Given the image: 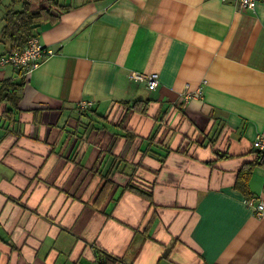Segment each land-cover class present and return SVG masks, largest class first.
<instances>
[{
	"label": "crops",
	"instance_id": "1",
	"mask_svg": "<svg viewBox=\"0 0 264 264\" xmlns=\"http://www.w3.org/2000/svg\"><path fill=\"white\" fill-rule=\"evenodd\" d=\"M54 1L53 53L0 67V264H264V3Z\"/></svg>",
	"mask_w": 264,
	"mask_h": 264
},
{
	"label": "trees",
	"instance_id": "2",
	"mask_svg": "<svg viewBox=\"0 0 264 264\" xmlns=\"http://www.w3.org/2000/svg\"><path fill=\"white\" fill-rule=\"evenodd\" d=\"M42 3V0H34ZM32 0H11L12 5L20 4L18 9L7 8L0 19V42L7 45L5 54H12L20 50L24 44L33 36H38L40 24L42 22L52 23L58 18V14L52 9L58 6L54 0H47L46 6H40L37 9H30ZM61 11V9H60ZM58 11V12H60ZM22 81L5 80L0 83V103L5 105L12 104V108L16 107L18 95ZM141 102V101H140ZM130 107H138V101L132 103ZM12 108H5L2 114L9 112ZM142 109V108H141ZM144 110V109H142ZM262 161H264V153L253 150ZM252 196L248 195L246 198ZM98 259L102 262V258L106 257L110 260L118 261L119 259L106 253L103 249L97 248Z\"/></svg>",
	"mask_w": 264,
	"mask_h": 264
},
{
	"label": "built area",
	"instance_id": "3",
	"mask_svg": "<svg viewBox=\"0 0 264 264\" xmlns=\"http://www.w3.org/2000/svg\"><path fill=\"white\" fill-rule=\"evenodd\" d=\"M240 9L253 10L256 2L264 0H233ZM53 51L46 48L39 40L38 36H33L27 40L24 46L12 54L0 56V67L7 65L13 66L17 72L26 75L31 70L36 68L43 59L51 55ZM134 80L142 81L146 84L147 89L154 90L158 85V74L148 73L139 74L133 73L131 76ZM90 105V102H82L80 107L85 108ZM251 147L253 150L264 153V126L257 131L254 136ZM246 204L252 207L257 214H260L264 209V203L258 201L255 196H250L245 200Z\"/></svg>",
	"mask_w": 264,
	"mask_h": 264
},
{
	"label": "rangeland",
	"instance_id": "4",
	"mask_svg": "<svg viewBox=\"0 0 264 264\" xmlns=\"http://www.w3.org/2000/svg\"><path fill=\"white\" fill-rule=\"evenodd\" d=\"M1 10H2V12L4 11L3 7H1ZM4 109H5V105H4V103H1L0 104V112H2ZM113 117H115V116H113ZM113 119H118V118H113Z\"/></svg>",
	"mask_w": 264,
	"mask_h": 264
}]
</instances>
